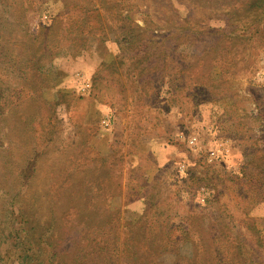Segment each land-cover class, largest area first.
<instances>
[{"label":"rangeland","instance_id":"obj_1","mask_svg":"<svg viewBox=\"0 0 264 264\" xmlns=\"http://www.w3.org/2000/svg\"><path fill=\"white\" fill-rule=\"evenodd\" d=\"M216 263L264 264V0H0V264Z\"/></svg>","mask_w":264,"mask_h":264},{"label":"trees","instance_id":"obj_2","mask_svg":"<svg viewBox=\"0 0 264 264\" xmlns=\"http://www.w3.org/2000/svg\"><path fill=\"white\" fill-rule=\"evenodd\" d=\"M144 40H145V34H143L141 38L140 34L136 33V30H131V31H123V32L118 33L117 38L115 39V43L119 46V48H121V50H123L124 48H128L132 46V44L134 45V43L143 45ZM144 54H147V53L145 52ZM148 56L149 54H147L146 58H143L138 61L140 65L143 64V66L140 68L141 70H144L147 67L148 64L147 62H145V59L147 60Z\"/></svg>","mask_w":264,"mask_h":264},{"label":"built area","instance_id":"obj_3","mask_svg":"<svg viewBox=\"0 0 264 264\" xmlns=\"http://www.w3.org/2000/svg\"><path fill=\"white\" fill-rule=\"evenodd\" d=\"M89 86H90V83L88 81L85 82L83 90H87V88H89ZM109 122H110L109 116H106V118H104V120L102 121V124L107 127V126H109ZM195 142H196V138H193L192 140H190L191 144H194ZM212 155L214 156L215 152H212Z\"/></svg>","mask_w":264,"mask_h":264}]
</instances>
